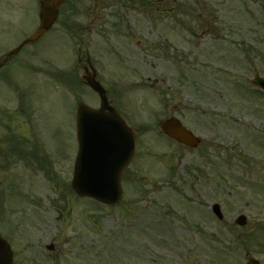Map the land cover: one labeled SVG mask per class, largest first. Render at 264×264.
<instances>
[{
	"label": "rangeland",
	"instance_id": "374dc122",
	"mask_svg": "<svg viewBox=\"0 0 264 264\" xmlns=\"http://www.w3.org/2000/svg\"><path fill=\"white\" fill-rule=\"evenodd\" d=\"M127 1L135 12L126 11L129 17H150L142 2ZM140 1L158 8L161 14L154 9L151 15L164 24L162 35V30L150 32L156 43L152 52L142 49L147 40L136 49L140 86L155 83L150 90L141 86L136 95L143 104L140 123L152 132L139 135L136 158L126 173L134 178L122 182L119 204L73 201L72 225L82 231L67 230L68 239H77L65 250L77 247V253L66 254L67 262L60 264H248L249 259L264 264L263 234H251L264 224V95L250 84L253 69L264 77V0ZM22 2L31 7L21 15ZM36 20L33 0H0V51L14 46ZM51 32L57 37L45 38L37 49L65 68L68 41L57 27ZM34 78L42 79L39 74ZM64 91L60 98L67 97ZM86 99L96 104L92 94ZM170 111L185 114L186 122L195 120L193 126L200 123L206 139L201 150L190 153L157 139L155 119ZM213 203L221 207V223L210 211ZM46 204L43 210L52 216ZM241 214L247 227L234 224ZM233 238L246 242L220 247L219 240Z\"/></svg>",
	"mask_w": 264,
	"mask_h": 264
},
{
	"label": "flooded vegetation",
	"instance_id": "af4514ba",
	"mask_svg": "<svg viewBox=\"0 0 264 264\" xmlns=\"http://www.w3.org/2000/svg\"><path fill=\"white\" fill-rule=\"evenodd\" d=\"M82 4L86 5L79 8ZM26 9L20 7L19 11L23 13ZM80 11L83 18H79ZM126 11H132L127 0H65L54 25L58 24L69 41L70 62L65 70L61 71L57 62L35 49L43 44L48 33L37 43L26 46L27 50H20L0 69V236L10 248L11 264H60L61 260L67 262L66 254L77 253V247L65 250L77 239L73 235L68 239L67 230L72 234L82 231L72 225V204L76 198L70 189L79 149L76 108L88 93L98 97L87 86L86 76H94L109 108L115 112L110 114L107 109L105 116L123 120L133 132L136 146L139 135L146 131L147 126L140 123L143 104L138 105L136 98L140 89L136 49L147 40L142 49L152 52L156 43L152 39L155 35L150 32H156L157 26L163 24L154 17L131 18ZM34 58L37 64L33 63ZM61 72L68 73L69 98L59 97L60 84L65 86L59 80ZM35 74L42 77L40 83L35 80ZM26 76L33 80L28 81ZM142 86L150 90L155 83ZM171 112L163 113L160 120L155 119L154 133L184 151L201 150L206 139L200 133V123L193 126L195 120L186 122L185 114ZM175 116L187 130L200 137L198 148L177 144L155 130L161 120ZM80 126L83 141H88L85 138L91 132V124ZM135 158L136 153L124 168L121 181L133 180V175L128 178L126 173ZM195 170L203 174V169ZM44 201L52 216L43 210Z\"/></svg>",
	"mask_w": 264,
	"mask_h": 264
},
{
	"label": "water",
	"instance_id": "95a60500",
	"mask_svg": "<svg viewBox=\"0 0 264 264\" xmlns=\"http://www.w3.org/2000/svg\"><path fill=\"white\" fill-rule=\"evenodd\" d=\"M63 0H43L40 7V26L37 32L27 40H25L18 48L3 56L0 66L5 64L19 49L29 43L36 42L52 25L58 12L59 5ZM251 83L264 92V79L260 78L258 73L254 71V78ZM91 88L101 96V109L98 111L90 110L89 108L80 105L78 109L79 115L97 116L102 114L104 108V100L102 99L101 89L95 82H89ZM94 119H92L94 121ZM161 131L187 146H195V140L183 127L174 119L166 120L159 124ZM101 134V133H100ZM119 134V131H118ZM99 137V135L97 136ZM132 142L129 136H119L118 144L114 147H108L102 143H98L96 150L92 152L91 163L88 162L86 174L78 173L72 183V188L80 197H88L97 202L114 205L118 202L121 196L120 188V173L129 159L132 151ZM81 152V149H80ZM89 164L91 166H89ZM80 167V164H79ZM84 170V168H83ZM82 170V171H83ZM213 211L220 217L217 206H214ZM8 252L5 249L3 242L0 240V264H9ZM255 264V263H253Z\"/></svg>",
	"mask_w": 264,
	"mask_h": 264
}]
</instances>
